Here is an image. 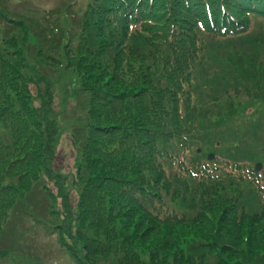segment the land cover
Returning a JSON list of instances; mask_svg holds the SVG:
<instances>
[{"label": "trees", "instance_id": "obj_1", "mask_svg": "<svg viewBox=\"0 0 264 264\" xmlns=\"http://www.w3.org/2000/svg\"><path fill=\"white\" fill-rule=\"evenodd\" d=\"M68 11L0 7L10 214L27 205L79 264H264V0H92L74 32ZM52 83L79 108L66 125Z\"/></svg>", "mask_w": 264, "mask_h": 264}, {"label": "rangeland", "instance_id": "obj_2", "mask_svg": "<svg viewBox=\"0 0 264 264\" xmlns=\"http://www.w3.org/2000/svg\"><path fill=\"white\" fill-rule=\"evenodd\" d=\"M92 0H0V7L7 13L20 18L31 16L39 21L43 16L47 17L48 12H52L56 8L62 9L63 5L69 7L67 12L71 20L69 25L74 32L77 29V19L83 16L89 2ZM62 16H66V12ZM46 13V14H44ZM74 14V17L71 15ZM50 20L56 22V15L53 14ZM41 21V19H40ZM46 24L45 21H41ZM65 22H63V25ZM67 27V26H66ZM46 72H54L53 68H46ZM28 75V72H25ZM33 85V84H32ZM27 87V92L36 95L37 91H43L45 85L43 83ZM50 91L56 96L54 99V110L59 115L61 125L78 116V106L74 99H69L63 102L64 94L58 91V86L52 83ZM63 135L57 147V160L54 162V167H60L62 171H71L73 165V149L69 134L63 130ZM1 176V175H0ZM3 180L0 177V186ZM40 201L38 192L31 197V208ZM20 204L15 193L8 194L6 197L0 196V250L7 249L8 254L0 256V264H79L73 254L65 248L56 233H52L47 229V225L43 220H34L29 217L31 211L27 205L26 208L17 207L15 214H10V209L7 205ZM40 209H35L39 212ZM38 215V213H34ZM43 219V218H42Z\"/></svg>", "mask_w": 264, "mask_h": 264}, {"label": "water", "instance_id": "obj_3", "mask_svg": "<svg viewBox=\"0 0 264 264\" xmlns=\"http://www.w3.org/2000/svg\"><path fill=\"white\" fill-rule=\"evenodd\" d=\"M259 168H260V164H257V165H256V169H259Z\"/></svg>", "mask_w": 264, "mask_h": 264}]
</instances>
